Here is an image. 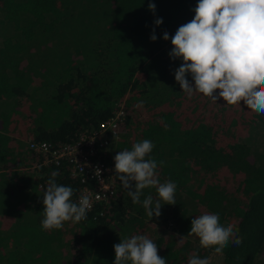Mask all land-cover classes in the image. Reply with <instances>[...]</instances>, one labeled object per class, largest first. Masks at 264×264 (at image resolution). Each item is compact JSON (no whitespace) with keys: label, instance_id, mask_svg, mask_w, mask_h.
Here are the masks:
<instances>
[{"label":"trees","instance_id":"obj_1","mask_svg":"<svg viewBox=\"0 0 264 264\" xmlns=\"http://www.w3.org/2000/svg\"><path fill=\"white\" fill-rule=\"evenodd\" d=\"M107 2L111 21L99 18L98 56V45L87 42L92 50L87 52L72 36L74 26L64 25L74 11L87 10L82 0H0V264H114L113 246L133 235L156 243L167 264H188L192 255L216 253L214 246L203 248L198 237L188 235L191 220L204 213H218L222 224L238 229L220 264H256L264 257V153L240 139L251 125L264 122V115L243 101L230 106L198 93L189 98L175 81L182 60L169 56L171 37L193 19L198 0ZM149 3L156 5L154 13ZM158 18L163 23L156 26ZM73 55L84 65L79 67ZM187 79L192 82L190 74ZM120 101L126 116L119 138L98 149L96 157L114 165L116 153L150 140L154 148L146 159L157 162L161 183L177 185L176 204L161 201L159 217H150L142 201L151 195L154 206L156 189L145 188L141 203L134 204L115 174L111 200L95 204L79 222L42 229L51 174L58 173V185L73 189V202L83 185L64 162L32 170L37 157L21 143L27 137L53 146L72 143L79 132L95 131ZM15 190L37 194L36 210L24 222L25 210L12 199ZM152 221L169 232H153Z\"/></svg>","mask_w":264,"mask_h":264},{"label":"clouds","instance_id":"obj_2","mask_svg":"<svg viewBox=\"0 0 264 264\" xmlns=\"http://www.w3.org/2000/svg\"><path fill=\"white\" fill-rule=\"evenodd\" d=\"M153 13L156 5L149 3ZM195 15L181 25L171 37L172 59H181L175 70V81L189 98L202 94L217 103L223 99L226 105H240L241 101L253 112L264 115V0H198ZM156 26L162 18L154 21ZM152 41L156 35L150 36ZM165 41L169 34H163ZM190 74L192 82L187 79ZM218 90V91H217ZM154 144L150 140L134 143L114 156V173L129 189L134 204L141 203L145 188H155L158 199L147 196L142 206L148 216L159 217L163 204L175 205L177 185L172 181L161 183L158 179L157 162L147 156ZM163 165V161L160 162ZM57 172H53L43 194L41 227L44 230L61 229L64 222H79L86 218L91 208L88 195L73 202V189L58 185ZM238 229L234 224H222L218 213H204L191 220L188 235L199 238L200 246H214L217 254H223ZM235 244L242 243L241 237ZM114 264H167L158 254V246L146 235H133L114 246ZM188 264H210V258L192 255Z\"/></svg>","mask_w":264,"mask_h":264},{"label":"built area","instance_id":"obj_3","mask_svg":"<svg viewBox=\"0 0 264 264\" xmlns=\"http://www.w3.org/2000/svg\"><path fill=\"white\" fill-rule=\"evenodd\" d=\"M125 116V104L124 101H120L116 103L112 115L102 121L95 131L79 132L72 143L53 146L46 141L27 138L25 140L27 151L37 157L31 169L64 162L70 165L71 177L79 180L83 185L74 202L78 203L82 195H88L91 201L90 210L97 203L108 202L116 193L114 165L105 163L96 155L98 149L105 148L119 138V127ZM39 188L42 186L39 185Z\"/></svg>","mask_w":264,"mask_h":264},{"label":"rangeland","instance_id":"obj_4","mask_svg":"<svg viewBox=\"0 0 264 264\" xmlns=\"http://www.w3.org/2000/svg\"><path fill=\"white\" fill-rule=\"evenodd\" d=\"M82 6H85L87 10L85 11L84 8H80L76 11H74L72 14H70V18L64 22V25L69 26L73 25L75 29L73 37H76V39L81 40L83 42L84 48L86 50H90L88 43H92L95 46H99V40L96 39L95 34L99 32V18H101V23H110L111 18H109V3L107 0H82ZM111 7V6H110ZM1 17V13H0ZM93 23H97V25H94ZM4 26L0 25V43L3 38L2 28ZM101 49V46L98 47L97 54L99 56V50ZM86 52V53H87ZM74 53V49H72V54ZM81 53L84 55L85 52ZM92 60H95V51L91 54ZM90 57V56H89ZM88 57V58H89ZM73 59V58H71ZM75 62L77 64L84 65L82 62H79L78 60L81 59L80 56L74 55ZM87 69L89 67H86ZM102 69V68H100ZM104 70V69H103ZM0 111H3V109L0 107ZM241 142L247 143L253 151H256L258 153H264V122H258L250 126L248 132L246 135L241 137ZM36 193H33L31 191H17V193H13L12 199L14 201H17L21 204L23 209L25 211H22L20 220H26L28 217H30L36 210L35 204H34V198L36 197ZM23 214H26V218H23ZM152 225L150 228L153 232L159 234H164L169 232L168 228L163 225V223L159 221H152ZM210 264H220L222 260V254L217 253H211L210 256ZM256 264H264V257L261 256L258 258Z\"/></svg>","mask_w":264,"mask_h":264},{"label":"crops","instance_id":"obj_5","mask_svg":"<svg viewBox=\"0 0 264 264\" xmlns=\"http://www.w3.org/2000/svg\"><path fill=\"white\" fill-rule=\"evenodd\" d=\"M73 57H74V55H73ZM79 62H80V60H78ZM79 67H81L80 66V64H79ZM89 71L88 70H85L84 72H83V74H86V73H88ZM27 138H29V137H27ZM26 138V139H27ZM26 139H24V141L21 143V145H23L24 144V149H26L27 148V141H25ZM14 185H12V187H13ZM14 192V194L15 193H17V190H15V191H13ZM36 197H37V195H36ZM35 199V198H34ZM18 219H19V216H18V218L17 217H15V219H14V222L13 223H15L14 225L15 226H17L19 223H17V222H24V220H20V221H18ZM30 220H32V218L30 219Z\"/></svg>","mask_w":264,"mask_h":264}]
</instances>
